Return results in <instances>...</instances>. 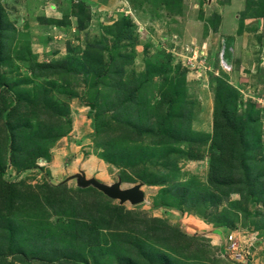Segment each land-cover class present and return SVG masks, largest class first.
I'll return each mask as SVG.
<instances>
[{
  "label": "rangeland",
  "instance_id": "1",
  "mask_svg": "<svg viewBox=\"0 0 264 264\" xmlns=\"http://www.w3.org/2000/svg\"><path fill=\"white\" fill-rule=\"evenodd\" d=\"M0 21V264H264V0H0Z\"/></svg>",
  "mask_w": 264,
  "mask_h": 264
},
{
  "label": "water",
  "instance_id": "2",
  "mask_svg": "<svg viewBox=\"0 0 264 264\" xmlns=\"http://www.w3.org/2000/svg\"><path fill=\"white\" fill-rule=\"evenodd\" d=\"M70 180H76L78 187L83 189L93 187L102 192L108 198L119 201L120 205L129 203L132 206H137L145 201L142 185H136L129 189H123L121 182H118L112 186H109L99 182L96 179H88L84 172L71 177L66 182Z\"/></svg>",
  "mask_w": 264,
  "mask_h": 264
},
{
  "label": "built area",
  "instance_id": "3",
  "mask_svg": "<svg viewBox=\"0 0 264 264\" xmlns=\"http://www.w3.org/2000/svg\"><path fill=\"white\" fill-rule=\"evenodd\" d=\"M168 38V37H167ZM170 39V38H168ZM226 43L223 42L222 44V48L220 49V54H219V64H220V68H229L231 66V62L227 59L226 57V53H227V47L225 45ZM204 48H203V51H200L198 53H202L205 57V59L203 60V62H205L206 59H208V53L207 52H204ZM197 53V54H198ZM219 72V71H218ZM227 242H228V247H227V252L232 255V254H236V259H238V255H239V259L238 261H241V259H244V255H249L250 254V250H251V247L252 245H246V247L248 248H244L245 250V253H244V249L242 248V245L239 244L236 240V237L233 233H227ZM234 235V236H233ZM240 252V253H239ZM244 253V254H243ZM230 254L227 255V257L230 258Z\"/></svg>",
  "mask_w": 264,
  "mask_h": 264
},
{
  "label": "trees",
  "instance_id": "4",
  "mask_svg": "<svg viewBox=\"0 0 264 264\" xmlns=\"http://www.w3.org/2000/svg\"><path fill=\"white\" fill-rule=\"evenodd\" d=\"M1 22L2 21H0V23ZM2 31H3L2 26H0V32H2ZM105 60L106 59L104 57V54L97 53V52L96 53L90 52V55L87 56L84 64L86 65L87 69H90L92 71V73L93 72H100V71L103 72V70L105 69L104 66H106Z\"/></svg>",
  "mask_w": 264,
  "mask_h": 264
},
{
  "label": "crops",
  "instance_id": "5",
  "mask_svg": "<svg viewBox=\"0 0 264 264\" xmlns=\"http://www.w3.org/2000/svg\"><path fill=\"white\" fill-rule=\"evenodd\" d=\"M13 1H15V0H13ZM10 2V1H9ZM12 3V2H11ZM13 4V3H12ZM12 4H11V6H12ZM11 6H7V8L5 9V16H4V22L5 23H8L9 21H12V19H16V13L12 10L13 8H11ZM112 6H114L115 8H117L116 6H117V4H115V5H112ZM13 12V14H11ZM118 12H120V10H118ZM31 12H29V10L27 9V10H25V9H22V11L19 13V15L21 16V18L22 17H27V15L28 14H30ZM13 15V16H12ZM73 16V15H72ZM75 16V15H74ZM109 16V14H107L106 15V19H107V17ZM77 17V16H76ZM75 18V17H74ZM76 20H78L79 21V19H78V17H77V19ZM108 21H105V22H107V23H110V21H109V19H107ZM8 29H9V26H7V28H6V32H8L9 33V31H8ZM219 51H220V49H219Z\"/></svg>",
  "mask_w": 264,
  "mask_h": 264
}]
</instances>
